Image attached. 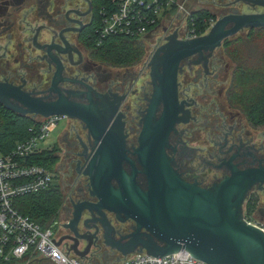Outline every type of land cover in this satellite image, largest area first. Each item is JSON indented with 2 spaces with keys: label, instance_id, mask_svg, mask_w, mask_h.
<instances>
[{
  "label": "flooded vegetation",
  "instance_id": "obj_1",
  "mask_svg": "<svg viewBox=\"0 0 264 264\" xmlns=\"http://www.w3.org/2000/svg\"><path fill=\"white\" fill-rule=\"evenodd\" d=\"M88 1L92 5L90 13ZM88 1L0 0V83L12 85L25 94L50 91L58 64L49 55L48 47L59 45L67 49L63 41L65 39L71 48L80 52L82 61L77 65L71 64L69 52L63 53L52 48L51 53L62 63V78L83 82L98 94L107 93L109 97H114L110 93L119 97L125 96L120 100L107 131L122 113L121 122H125L123 135L126 136L124 154L134 162L135 170L138 171L137 183L141 189L146 190L147 178L139 161V153L135 149L140 150V135L151 99L156 92L152 63L150 64L156 51L170 42V39L165 38L173 35L175 31L176 40L191 41L207 35L224 17L234 14H264V8L241 0H178L182 11L151 28L139 41L143 47L140 60L114 65L100 58L95 52L94 45L98 43L91 30L101 0ZM73 9L88 14L80 16L76 12H69ZM70 19L80 21L82 30L61 32L67 28H81L80 23ZM203 27L205 31L201 32ZM263 28H243L213 47L211 56H207L209 73H206L203 61L192 63L198 60L201 51L190 54L178 63L177 100L179 106L183 100L191 104L183 102V110L190 112L189 120L175 122L164 150L173 169L190 184L211 189L224 178L231 176L232 169L227 164L219 165L229 161L233 155L236 157L231 163L239 171L264 169V123L253 120L232 97L237 71L233 57L234 46ZM164 66L162 62L158 67L162 76ZM164 109V97L161 96L155 110L154 123L160 120ZM67 119L68 127L61 133L55 145L56 155L59 157L56 163L58 185L63 193V203L56 216V220H60V227L57 229L59 240L66 236L74 237L72 230L64 227L74 219V204L98 202L90 193V180L84 171L102 143L99 140L96 145V140L82 121ZM79 138L87 147L85 156L78 155L83 154L85 149ZM79 161L80 172L77 171ZM122 166L128 174H132L133 166L127 159H123ZM251 199L254 200L256 208L250 214L247 204ZM92 211L83 208L76 225L80 235L87 231L94 235L98 228L90 251L82 260L88 264H121L128 256L125 257L119 248L107 245L101 220L88 221V224L97 228L85 226V220L93 219L94 216L103 219L96 209L92 208ZM102 211L115 230L116 241L128 242L131 237H124L136 232V223L131 219L121 221L115 213ZM242 216L244 220L264 224V182L256 183L249 191L242 205ZM120 217L125 218L124 215ZM142 232L145 231H140ZM142 238L146 239L143 236ZM89 241L87 238L79 240L78 249L85 250ZM156 242L160 244L159 241ZM74 244V241L66 238L61 245L68 251ZM144 246L139 243L136 252ZM40 264L53 263L43 261Z\"/></svg>",
  "mask_w": 264,
  "mask_h": 264
},
{
  "label": "water",
  "instance_id": "obj_2",
  "mask_svg": "<svg viewBox=\"0 0 264 264\" xmlns=\"http://www.w3.org/2000/svg\"><path fill=\"white\" fill-rule=\"evenodd\" d=\"M241 1L264 8V0ZM89 5L88 13L92 9L90 2ZM69 12H76L80 16L88 14H82L75 9ZM72 21L80 23L81 28H67L61 32L82 30L80 21ZM254 27H264V14H234L218 21L207 35L198 39L180 42L175 39V31L173 35L165 38L170 39V42L156 51L150 62L156 92L151 99L140 135V150L135 149L139 153V161L147 178L146 190L141 189L137 183L138 171L135 170L134 162L124 154L126 136L123 135L125 122H121L122 113L107 131L120 100L125 96L119 97L110 93L114 97H109L107 93L98 94L83 82L62 78V63L50 50L56 48L63 53L69 52L71 64L81 63L82 58L80 52L71 48L62 38L61 33L67 49L59 45L48 47L49 55L58 64L50 91L25 94L12 85L0 83V103L6 109L21 116H61L78 119L86 125L90 135L96 140V145L102 140L84 171L90 180V193L98 202L75 205L71 200L75 206L74 219L64 227L72 230L74 237H63L57 242L58 245L66 238L71 239L75 244L70 247L68 253L84 259L90 251L94 235L98 232V228L88 224V221L101 220L107 245L119 248L125 257L135 253L136 246L142 243L145 246L139 252L146 251L157 257L186 249L192 256L208 264H264V230L246 222L242 216V205L249 191L256 183L264 182V169L239 171L236 165L231 163L236 157L233 155L229 161L219 165L220 167L227 164L232 169L231 176L224 178L211 189H204L184 181L171 166L164 150L175 122L189 120L190 112L183 110V102L191 104L183 100L179 106L177 100L176 74L179 61L201 51L198 60L192 63L203 61L205 71L209 73L207 56H211L213 47L243 28ZM162 62L165 64L163 76L158 72ZM161 96L164 97V113L160 120L154 123L155 110ZM82 145L85 149L83 154L78 155L85 156L87 147L83 142ZM123 159L132 164V174L124 170ZM79 164L80 161L78 172L81 171ZM83 208L89 211L94 208L103 216V219L94 216L93 219L85 220L87 228H97L94 235L88 231L84 235L78 233L76 225ZM102 210L115 213L121 221L131 219L136 223V232L124 237H131L128 242L116 241L115 230ZM92 214L94 215L93 211ZM121 215L125 218H121ZM142 230L145 232L140 233ZM85 238L90 240L89 245L81 251L77 247L78 241Z\"/></svg>",
  "mask_w": 264,
  "mask_h": 264
},
{
  "label": "built area",
  "instance_id": "obj_3",
  "mask_svg": "<svg viewBox=\"0 0 264 264\" xmlns=\"http://www.w3.org/2000/svg\"><path fill=\"white\" fill-rule=\"evenodd\" d=\"M182 11L178 0H111L99 11L95 39L100 43L109 36L141 41L151 28ZM29 129L30 136L13 148H0V264H88L58 245L56 218L46 227L23 215L16 199L48 190L58 184L56 165L43 164L40 156L54 147L42 144L54 132L61 116H38ZM260 227L262 225L246 220ZM121 264H208L186 249L157 257L146 251L129 255Z\"/></svg>",
  "mask_w": 264,
  "mask_h": 264
},
{
  "label": "trees",
  "instance_id": "obj_4",
  "mask_svg": "<svg viewBox=\"0 0 264 264\" xmlns=\"http://www.w3.org/2000/svg\"><path fill=\"white\" fill-rule=\"evenodd\" d=\"M110 2L111 0H101L98 3L91 30L93 37L94 29L99 23V11L105 5L110 6ZM204 31L205 27L201 28V32ZM94 49L100 58L114 65L137 62L143 55V47L139 41L120 36L106 37L94 45ZM233 57L237 64L232 88L233 101L253 120L264 123V28L252 33L249 39L236 43ZM34 124L33 116H21L0 103V148L3 151L10 150L17 142L28 138L31 134L29 129ZM58 159L56 149H53L41 154L38 162L54 166ZM62 203V189L56 184L48 190L16 199L15 206L20 213L46 227L56 218ZM255 208L254 200L248 201L247 211L250 214Z\"/></svg>",
  "mask_w": 264,
  "mask_h": 264
},
{
  "label": "rangeland",
  "instance_id": "obj_5",
  "mask_svg": "<svg viewBox=\"0 0 264 264\" xmlns=\"http://www.w3.org/2000/svg\"><path fill=\"white\" fill-rule=\"evenodd\" d=\"M68 127V119L67 118H63L60 122L59 125L57 127V129L52 132L49 137L46 139V141L42 144L43 148H49V147H54L59 140V137L61 135V133ZM55 149V148H54ZM58 224L55 226V229L57 230L60 225H59V218L57 219ZM262 228H264V224L262 225Z\"/></svg>",
  "mask_w": 264,
  "mask_h": 264
}]
</instances>
